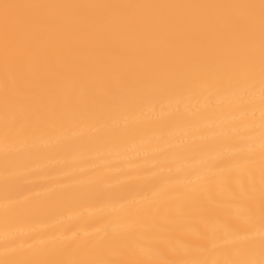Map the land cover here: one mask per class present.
<instances>
[{"label":"bare ground","instance_id":"obj_1","mask_svg":"<svg viewBox=\"0 0 264 264\" xmlns=\"http://www.w3.org/2000/svg\"><path fill=\"white\" fill-rule=\"evenodd\" d=\"M0 264H264V0H0Z\"/></svg>","mask_w":264,"mask_h":264}]
</instances>
